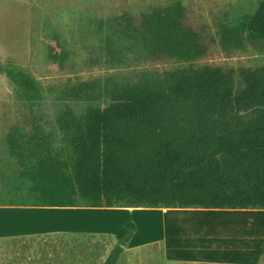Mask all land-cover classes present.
Wrapping results in <instances>:
<instances>
[{"label": "trees", "instance_id": "1", "mask_svg": "<svg viewBox=\"0 0 264 264\" xmlns=\"http://www.w3.org/2000/svg\"><path fill=\"white\" fill-rule=\"evenodd\" d=\"M216 25L226 53L264 43V0L251 14H223ZM96 29L102 46L92 62L109 67L162 58L191 63L208 51L206 26L189 24L180 0L137 20L128 12L98 20ZM69 56L62 45L48 46L47 59L60 69ZM5 72L31 107L30 129L13 126L6 143L34 204L264 209V65L67 81L57 99L84 101L85 111L65 103L51 129L33 113L44 98L37 80L16 66ZM135 230L123 222L103 264L117 263Z\"/></svg>", "mask_w": 264, "mask_h": 264}, {"label": "rangeland", "instance_id": "2", "mask_svg": "<svg viewBox=\"0 0 264 264\" xmlns=\"http://www.w3.org/2000/svg\"><path fill=\"white\" fill-rule=\"evenodd\" d=\"M175 1L0 0V53L8 55L16 52V56L7 57V61L15 59V64L18 63L16 67L37 80L44 98L34 104L32 109L33 113L42 117L47 129L53 128L56 115L65 103H69L77 114L85 111L84 101L64 102L57 99L59 90L67 81L104 79L109 75L135 77L142 72L158 75L189 65L218 66L226 70L264 65V43L247 44L243 50L226 53L220 48L216 34L217 21L223 14L229 20L244 13L251 14L259 0H180L187 9V22L196 27L200 24L206 26L207 54L191 63L162 58L109 67L103 60L92 62L99 59L101 53L102 43L96 29L98 20L105 21L124 12L130 13L137 20L151 8L166 6ZM4 7L7 11L3 10ZM41 7L43 12L47 11L43 13V24L40 28L25 31L24 45V31H11L8 26L24 27L25 21L30 22L33 12L34 15L42 12ZM49 45L56 48L62 45L69 51V60L63 69L47 59ZM2 100L1 129L12 122L7 115V112H11L14 125L29 130L30 126L26 124L31 113L29 104L18 99L13 88L6 94V100ZM8 105H12L11 110H7ZM0 155V169L8 170V174L0 176L7 177L9 186L18 190L16 187H20V182L11 180L16 176V173H11L18 165L16 159L4 150H0ZM21 196L23 191L18 193V197ZM201 210L137 208L133 212L125 209L116 212L86 211L74 216H81L82 223L87 222L89 227L96 228H99V222L105 217L107 220L115 216L116 222L113 225L120 221L134 223L135 233L116 264H198L196 260L203 252H218L229 258V262L221 264H250L242 260L247 256L264 254V209L221 212Z\"/></svg>", "mask_w": 264, "mask_h": 264}, {"label": "crops", "instance_id": "3", "mask_svg": "<svg viewBox=\"0 0 264 264\" xmlns=\"http://www.w3.org/2000/svg\"><path fill=\"white\" fill-rule=\"evenodd\" d=\"M3 10L7 11V8L4 7ZM40 10L42 12L36 15L33 12L30 22L25 21L24 27L8 26L11 31H24L22 33L24 45H26L25 31L40 28L43 24V13L47 11L43 12L42 7ZM16 54V52L8 55L0 53V99H3L2 101L4 98L6 100V94L10 92V89H14L5 71L9 66L18 64H15V59L11 62L6 58L15 57ZM11 109L12 105H8L7 110ZM7 115L12 122L3 129L0 127V150L11 155L7 148L6 134L16 125H14L12 113L7 112ZM19 170L17 165L11 172L13 175L16 173L11 180L20 182V187H16L18 190H13V187L9 186L10 181L7 177L0 176V264H103L116 245L115 233L123 222L113 225L116 217L107 220L105 217L102 222H99V228H96L89 227L87 222L82 223V217L74 215L86 211L116 212L119 209L133 212L137 208L36 205L25 196L26 181L19 176ZM0 171L1 175L8 174V170L5 171L4 168ZM20 191H23V196L18 197ZM10 192L13 193L12 196ZM201 211L221 212V210L212 209ZM262 257H264L263 253L247 256L242 261L250 264H264ZM196 261L198 264H221L229 262V258L218 252L208 254L203 252Z\"/></svg>", "mask_w": 264, "mask_h": 264}]
</instances>
